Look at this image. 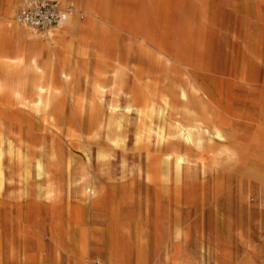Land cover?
Returning a JSON list of instances; mask_svg holds the SVG:
<instances>
[{"label":"rangeland","instance_id":"1","mask_svg":"<svg viewBox=\"0 0 264 264\" xmlns=\"http://www.w3.org/2000/svg\"><path fill=\"white\" fill-rule=\"evenodd\" d=\"M23 1L0 0V23L18 25L14 16ZM63 1L76 14L64 29L88 18L105 29L69 34L90 55L77 66L73 56L71 83L56 82L60 91L42 105L14 97L15 82L0 70V264H107V246L122 256L120 264H264V137L255 159L224 154L177 165L137 142L135 111L126 117L123 148L105 144L90 127L106 113L93 78L112 69L98 53L105 61L119 59L130 73L147 70L148 48L162 57L131 32L170 42L193 62L226 71L235 62L240 71L245 53L256 55L262 81L264 0ZM55 64L57 70L66 66ZM218 86L224 96L231 89L226 81ZM237 92L230 97L257 116L262 93L250 105ZM111 100L107 92L104 107ZM100 150L109 156L100 159Z\"/></svg>","mask_w":264,"mask_h":264},{"label":"bare ground","instance_id":"2","mask_svg":"<svg viewBox=\"0 0 264 264\" xmlns=\"http://www.w3.org/2000/svg\"><path fill=\"white\" fill-rule=\"evenodd\" d=\"M71 15H76L75 11L65 22L44 34L50 39L48 43L35 38L24 29L32 28L17 21L14 22L18 25L14 26L0 23V70L6 79L15 82L14 97L42 105L48 96L60 91L56 82L65 87L71 83L73 56H76L74 66L81 59H88V49L76 46L67 37L74 31L94 32L105 28L88 18L72 29H64ZM131 33L140 37L142 46L154 48L162 57L148 48L145 52L147 70L138 67L130 73L131 68L121 64L119 59L105 61L97 54L98 59L112 69L111 72L98 71L93 78L92 88L99 99V109H103L101 114L106 112L91 122L95 134L102 133L105 144L110 147L123 148L127 139L126 117L135 111L140 119L135 131L137 142H143L147 152L154 147L164 155L166 162L204 163L224 154L234 155L238 160L246 156L255 159L262 145L260 139L264 137V78L260 81L258 77L261 68L258 56L245 53L246 63L240 71L236 62L226 71L216 63L204 66L193 62L191 53L174 51L170 42L161 44L150 34ZM56 61L66 66L57 70ZM128 77L132 78L130 85H127ZM220 81L230 84L226 96L218 86ZM232 89L238 91L236 98L240 100L243 95L242 100L251 102L250 105L255 103L252 96L262 93L257 116L243 110L240 101L230 97ZM107 92L112 100L104 107L102 100ZM119 102H124V106ZM165 120L166 124H159ZM98 156L106 159L109 154L100 150ZM152 166L158 168L159 160ZM89 192L94 194L91 187H85L84 193ZM105 254L107 264H120L122 256L112 246H107ZM136 264L143 263L138 260Z\"/></svg>","mask_w":264,"mask_h":264},{"label":"built area","instance_id":"3","mask_svg":"<svg viewBox=\"0 0 264 264\" xmlns=\"http://www.w3.org/2000/svg\"><path fill=\"white\" fill-rule=\"evenodd\" d=\"M72 11L73 7L61 0H24L14 20L48 34L55 26L65 22Z\"/></svg>","mask_w":264,"mask_h":264}]
</instances>
